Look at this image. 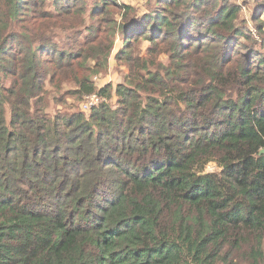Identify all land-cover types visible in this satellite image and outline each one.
Returning <instances> with one entry per match:
<instances>
[{
	"label": "trees",
	"instance_id": "16d2710c",
	"mask_svg": "<svg viewBox=\"0 0 264 264\" xmlns=\"http://www.w3.org/2000/svg\"><path fill=\"white\" fill-rule=\"evenodd\" d=\"M262 49L264 0H0V264H264Z\"/></svg>",
	"mask_w": 264,
	"mask_h": 264
},
{
	"label": "rangeland",
	"instance_id": "374dc122",
	"mask_svg": "<svg viewBox=\"0 0 264 264\" xmlns=\"http://www.w3.org/2000/svg\"><path fill=\"white\" fill-rule=\"evenodd\" d=\"M140 0H120V2H126V3H131L134 5H138V2ZM248 14V11H247ZM246 13H243V16L247 15ZM246 17H249L248 15ZM251 23V22H250ZM262 52H264V49H262ZM126 69L125 67H118L116 65V61L114 59V57H112V63L110 65V69L108 70V73L101 76L98 80L100 85H104L108 82H113L115 84L123 81L124 78V73H125ZM210 168H212V166H210ZM209 168V170H210Z\"/></svg>",
	"mask_w": 264,
	"mask_h": 264
},
{
	"label": "built area",
	"instance_id": "2783aa9c",
	"mask_svg": "<svg viewBox=\"0 0 264 264\" xmlns=\"http://www.w3.org/2000/svg\"><path fill=\"white\" fill-rule=\"evenodd\" d=\"M100 101H101L100 97L97 96L96 94H93L86 100V102L83 105V108L89 109L93 106H97L100 103Z\"/></svg>",
	"mask_w": 264,
	"mask_h": 264
},
{
	"label": "water",
	"instance_id": "95a60500",
	"mask_svg": "<svg viewBox=\"0 0 264 264\" xmlns=\"http://www.w3.org/2000/svg\"><path fill=\"white\" fill-rule=\"evenodd\" d=\"M261 153H264V149L261 151Z\"/></svg>",
	"mask_w": 264,
	"mask_h": 264
},
{
	"label": "crops",
	"instance_id": "0c3cea01",
	"mask_svg": "<svg viewBox=\"0 0 264 264\" xmlns=\"http://www.w3.org/2000/svg\"><path fill=\"white\" fill-rule=\"evenodd\" d=\"M246 14H247V12H246ZM248 15V14H247Z\"/></svg>",
	"mask_w": 264,
	"mask_h": 264
}]
</instances>
